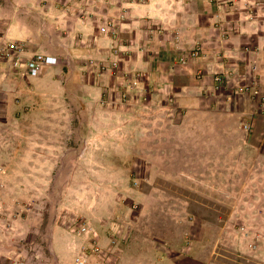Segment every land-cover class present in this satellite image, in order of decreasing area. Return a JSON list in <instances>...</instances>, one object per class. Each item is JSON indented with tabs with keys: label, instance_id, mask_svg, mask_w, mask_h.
I'll use <instances>...</instances> for the list:
<instances>
[{
	"label": "rangeland",
	"instance_id": "374dc122",
	"mask_svg": "<svg viewBox=\"0 0 264 264\" xmlns=\"http://www.w3.org/2000/svg\"><path fill=\"white\" fill-rule=\"evenodd\" d=\"M4 29L8 37L0 21ZM9 68L21 67L0 63V264L12 258L57 264L50 247L54 230H65L73 240L83 237L80 252L93 250L109 235L100 232L108 222L119 225L116 234L126 240L120 264H264V108L258 98L264 91L258 89L252 98L205 95L202 104L210 111L239 116L236 128L244 134L220 138L221 146H240L238 152L227 151L224 159L216 153L199 163L202 153L173 146L172 126L135 129L125 136L122 121L89 118L116 114L119 108L131 114L148 111L143 91L118 90L123 99L107 108L91 105L72 89L62 90L60 103L53 95L41 103L32 85L20 82L13 88ZM66 83L68 76L62 87ZM166 127L170 138L163 137ZM155 140L166 143L164 150L147 148ZM242 144L259 150L247 159ZM83 227L96 237L83 234Z\"/></svg>",
	"mask_w": 264,
	"mask_h": 264
},
{
	"label": "crops",
	"instance_id": "0c3cea01",
	"mask_svg": "<svg viewBox=\"0 0 264 264\" xmlns=\"http://www.w3.org/2000/svg\"><path fill=\"white\" fill-rule=\"evenodd\" d=\"M82 13L87 14V19H80ZM0 21L7 25L11 41L30 42L26 57L50 59L38 76L23 67L9 68L15 90L24 82L34 87L41 103L54 99L52 95L58 96L60 103L62 90L72 89L70 93L77 90L78 96L91 105L106 108L116 106L124 96V93L117 95L118 90L124 92L127 87L143 91L147 94L145 104L150 105L148 111L131 114L119 108L116 114L105 111L89 118L104 124L120 120L123 122L120 130L125 136L135 129L172 126L173 146L202 153L198 156L199 163L211 161V155L216 153L224 159L227 151L238 152L236 148L240 147L235 145L232 150L221 146L220 139L239 136L241 130L235 124L239 116L210 111L211 106L202 104L205 95L216 100L212 94L214 75H231L232 81L242 84L256 74L258 89L264 91V0H94L88 4L0 0ZM108 23L111 26L107 29ZM196 49L198 57L189 58ZM183 57L185 64L180 62ZM90 60H118L121 82L106 72L98 76L96 69H90ZM66 76L68 83L62 87ZM170 131L163 137H172ZM58 133L56 130L55 134ZM195 134L201 143H195ZM140 146L145 150L144 145ZM149 147L164 150L166 143L155 140ZM241 148L247 159H252L259 150L252 145L242 144ZM118 228L119 225L111 226L109 222L103 225L100 232L108 233L109 237L98 240L101 252L96 257L90 256L87 264H106L101 258L107 263H121V247L126 240L117 236ZM67 234L65 230L53 231L50 247L57 264H75L84 243L83 237L73 240Z\"/></svg>",
	"mask_w": 264,
	"mask_h": 264
},
{
	"label": "built area",
	"instance_id": "2783aa9c",
	"mask_svg": "<svg viewBox=\"0 0 264 264\" xmlns=\"http://www.w3.org/2000/svg\"><path fill=\"white\" fill-rule=\"evenodd\" d=\"M109 27L111 23H108ZM112 35H115L112 32ZM25 48L24 44H20L15 41H11L7 37V31L0 30V63L1 62H11L15 66L25 67L28 70H31L35 73H39L43 70L44 66H46L49 62L47 59H43L39 56L33 55L31 57L25 56ZM249 47L244 48V51H248ZM199 55V49L193 50L189 58H197ZM186 57L180 59L182 64H185ZM89 67L91 70L96 69L97 75H101L103 73H109L112 77H118L119 74V66L120 63L118 60H109L108 62H94L89 61ZM118 74V75H117ZM231 76V75H230ZM256 74H253V77L246 78L242 84L239 82L232 81L229 76L224 74H215L213 77V93L219 94V96H229V97H249L252 98L255 95V91L258 90L259 84L257 83ZM239 83V84H238ZM124 96H122L123 99ZM259 101L261 106L264 108V92L259 95ZM248 129L247 126L244 127ZM83 234L94 235L96 237L95 232H92L91 229L86 227L82 228ZM97 244H93V250H81L78 253V256L75 258V264H86L88 258L91 256L90 254H100L101 249L97 246ZM9 264H25L23 260L12 258Z\"/></svg>",
	"mask_w": 264,
	"mask_h": 264
},
{
	"label": "clouds",
	"instance_id": "9594fccd",
	"mask_svg": "<svg viewBox=\"0 0 264 264\" xmlns=\"http://www.w3.org/2000/svg\"><path fill=\"white\" fill-rule=\"evenodd\" d=\"M89 258H90V257H89ZM89 258H88V259H89ZM87 262H88V260H87ZM87 262H86V264H87Z\"/></svg>",
	"mask_w": 264,
	"mask_h": 264
}]
</instances>
